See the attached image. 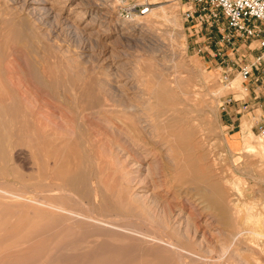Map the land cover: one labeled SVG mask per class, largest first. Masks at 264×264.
<instances>
[{"label":"rangeland","instance_id":"374dc122","mask_svg":"<svg viewBox=\"0 0 264 264\" xmlns=\"http://www.w3.org/2000/svg\"><path fill=\"white\" fill-rule=\"evenodd\" d=\"M185 7L186 5L178 0H0V174L2 175H0V185L21 189L24 193L23 200L9 201L0 198V260L7 259L10 262L9 257L17 258V261L9 264H165L166 261V264H264L263 237L245 232L240 237L239 246L245 248L248 244L247 247L250 250L240 248L233 251L231 249L223 255L222 245L225 241L222 243L220 235L214 230L218 227L217 229L224 230L226 234L235 229L264 231V208L261 209V206L264 207V151L260 149L252 154L235 152L239 148L241 150L244 139L251 140L252 137V143L257 144L255 141H258L260 137L258 132H252L250 127H246L247 129L245 128L243 132L228 135L222 121L224 111L221 109V104L227 96L241 90L239 63L251 60L259 53V41L255 38L245 40L234 37L227 43L222 39L227 32L225 29L227 22L223 16L220 15L217 24L209 19L205 23H200L198 20L189 22L185 21L182 15ZM136 16L142 18L148 16L151 22L138 23ZM206 18L207 16L204 17ZM170 73L176 74L177 78L192 74L194 80L197 78L195 81L202 94L196 105L191 106L192 114L188 113L193 120V136L201 144L199 143L194 149L195 152L184 151L183 162L190 166L193 161L194 166L200 163L208 174L209 180H220L226 196L232 191L240 207L237 212V222H240L236 227L232 224L222 226L217 221H212L208 210L200 212L201 208L204 209L200 203L203 198L197 193V189L201 186L211 187V185L201 182L198 176L195 177L196 173L199 174L198 167L189 166L183 170L184 172L181 170L177 174L180 175L188 170L195 179L188 184L179 183L177 185L179 187L172 192L174 197L169 196L164 190L169 175L167 176L163 167V161H170V152H164L166 147L163 146L160 157L154 158L148 150L151 148V142L159 140L163 131L154 126L157 121L155 113L160 107L159 100L168 98L161 88L160 78L155 74L159 76ZM226 74L227 80H224L223 76ZM39 75L41 77H38ZM66 100H78L77 104L80 103V106L76 109ZM81 100H95V104H102L101 110L104 113L96 107L95 116L86 115L85 102ZM30 109L34 111V117L39 119L40 124L35 125L36 129L31 130L33 139L31 144L26 143L28 147L25 143L14 145L17 135L15 132L10 133L9 130L20 128L15 122L16 116H18L16 121L20 122L23 117L28 122L27 111ZM134 112H136L135 117L131 114ZM115 115L122 119L125 117L126 122H128L127 117H130L135 124L138 120V125L142 129L139 133L141 141L135 137L136 131L129 126L123 127L121 123L113 122ZM51 120L56 122L53 121L51 124ZM243 122L253 125L254 121L247 119ZM92 126H94L93 129ZM244 131L246 135H243ZM34 133L37 135L34 136ZM42 133H51L50 135L55 139L56 137L61 139L58 141L56 139L55 146L58 144L57 150L60 153L57 151L55 157L51 156L48 159L49 153L46 154L44 151L46 145L40 143ZM260 139L264 142V138ZM99 140L101 142L97 143ZM21 142L20 140L18 143ZM60 142L63 145H60ZM176 143L181 146L180 149L184 148L181 140L177 139ZM74 149L77 150L76 153ZM198 151L200 153H197ZM82 154H88V160L85 158L86 155ZM196 154L202 155V159L196 160ZM90 158L94 160L91 161L92 163ZM58 161L63 163H60L63 167L59 166ZM156 162L157 168L153 164ZM77 165H80L81 171L85 172H80ZM65 167L68 168L65 169ZM92 168L94 171L91 170V173L89 170ZM96 169L100 172L97 173ZM65 171L70 173L71 178H67ZM82 175L84 181L80 182L79 176ZM90 178L96 184L101 179L104 181L97 185L96 197L101 198H97L94 202L93 193H90L86 186ZM103 183L108 186H104ZM127 190L131 191L126 192ZM100 191L107 197H103ZM78 195L81 197L82 205ZM151 195H154L158 203L154 198L152 199ZM131 196L135 199L132 198V200ZM185 197L189 198V203H186ZM103 198L106 200L103 201ZM72 199H77L79 202ZM134 200H138L140 205ZM41 201L63 205L66 210L71 209L83 214H91L93 211L91 215L95 221L84 218L70 219L71 222L66 219V221L64 213L50 211L42 206ZM75 201L77 204L74 205ZM168 202L172 207L170 206L168 214L166 211L160 216L156 204L166 207L165 204ZM101 203L105 209L106 206L111 208L106 209L105 212ZM255 203L258 206L253 205ZM149 211L153 213H149L152 216L147 215ZM96 212L99 214L97 215ZM174 213H176L175 217ZM228 213L230 214L231 211ZM100 215L101 217H98ZM167 217L168 219H165ZM100 219L108 223L105 224V221L99 223ZM142 220L156 222L159 226L155 225L153 229H150L142 223ZM161 225L166 231L162 230ZM185 227L188 229L184 231ZM154 232L162 236L160 239H163L162 242L150 238L155 234ZM206 232H210L209 235ZM169 240L175 245H169ZM26 248L27 250H24ZM215 253L218 255L216 256Z\"/></svg>","mask_w":264,"mask_h":264},{"label":"bare ground","instance_id":"6f19581e","mask_svg":"<svg viewBox=\"0 0 264 264\" xmlns=\"http://www.w3.org/2000/svg\"><path fill=\"white\" fill-rule=\"evenodd\" d=\"M44 1V0H43ZM77 6V5H76ZM148 11V10H147ZM145 15V14H144ZM158 16V15H157ZM132 18V17H131ZM136 18V21H138V23L140 22V23H142V22H151L150 21V19L148 18V16L147 17H144V18H142V17H140V16H136L135 17ZM144 19V20H143ZM144 22V23H145ZM148 24V23H147ZM137 25H139V24H137ZM138 27V26H137ZM15 30V29H14ZM18 30V29H17ZM161 63V62H160ZM153 64V63H152ZM39 68V67H38ZM45 68V67H44ZM147 68V67H146ZM53 69V68H52ZM45 70V69H44ZM153 70V69H152ZM161 70V69H160ZM6 71V70H5ZM9 71V70H8ZM154 73H156L155 71H154ZM157 74H159V73H157ZM157 74H155V76H157V77H159L160 78V85H161V88H162V90L165 92V94H166V96L168 97L167 98V100H159L160 99V97L158 96V100L160 101V103H159V108H158V110H157V112L155 113V114H157V121H156V123L154 124V126L155 127H158V128H161L163 131H162V133H161V135H160V139L159 140H156V141H153V142H151V148H149V150H148V152H149V154L151 153V155H152V157H154V158H158V157H160V150H162L163 149V146L164 147H166V150H164V152L165 151H167V153L168 152H170L169 153V157H170V161L168 162L167 160L166 161H163L164 163H163V167L165 168V170H166V172H167V176L169 175V179H168V181H166L167 182V184L165 185V188L166 189H164L165 190V192L169 195V196H171V197H174V194L172 193V192H174V190L175 189H177L176 187H179V186H177V185H179V183H181V184H183V183H190L193 179H195L194 178V175H192L191 174V172L190 173H188V170L185 172V173H182V174H180V175H177L178 173H180L181 172V170L183 171V170H185V168H187V167H189L190 166V164L188 165L187 163H185V162H183V157H182V153L185 151V152H189V151H193V152H195L194 151V149H196L197 147H198V145H199V141H198V139H196L194 136H193V133H192V131H193V120L192 119H190V115H188V113L190 114L191 112H192V108H191V106H194V105H196V103L199 101L198 99L202 96V94L200 93L201 91H200V88H198L197 87V82L195 81V80H197V78L194 80L193 79V76H192V74H185V77L184 76H182V77H180V78H177V75L176 74H172V73H170V74H160L159 76L157 75ZM9 78H10V76H8ZM38 77H41L40 75L38 76ZM55 77V76H54ZM54 77H52V78H54ZM51 78V79H52ZM48 79V78H47ZM46 79V80H47ZM62 79V78H61ZM36 80V79H35ZM54 80H55V78H54ZM49 81V80H48ZM39 82V81H38ZM43 82V81H42ZM59 82H60V80H59ZM199 82V81H198ZM12 83V82H11ZM93 83V82H92ZM200 83V82H199ZM59 84V83H58ZM61 84V83H60ZM59 84V85H60ZM98 84V83H97ZM12 85H13V83H12ZM201 85H202V81H201ZM15 86V85H14ZM50 86H51V84H50ZM55 87V86H54ZM90 87V86H89ZM85 88H87V87H85ZM54 89V88H53ZM92 89V88H91ZM94 89H95V87H94ZM85 90V89H84ZM86 91V90H85ZM7 93V92H6ZM54 93V92H53ZM91 93V92H90ZM93 93V92H92ZM103 93V92H102ZM22 94V93H21ZM89 94V93H88ZM81 95V94H80ZM99 95V94H98ZM22 97H23V95H21ZM19 97V96H18ZM29 98V97H28ZM12 99V98H11ZM29 102H30V100H28ZM68 103H70V104H72V105H74L73 107L74 108H78V106H80L79 104H77L79 101L78 100H66ZM65 101V102H66ZM83 103L85 102V107H84V109L86 110V115H94L95 116V108L98 110V109H103L102 108V104H95V100H81ZM101 101V100H100ZM103 101V100H102ZM4 102V101H3ZM24 102V101H23ZM108 103V102H107ZM138 103V102H137ZM8 104V103H7ZM130 104V103H129ZM128 104V105H129ZM190 104H193V105H190ZM2 105V104H1ZM17 105V104H16ZM31 105V104H30ZM81 105H82V103H81ZM104 105H105V103H104ZM112 105V104H111ZM140 105H142V104H140ZM144 105V104H143ZM32 106V105H31ZM34 107H35V105H33ZM32 106V107H33ZM71 106V105H70ZM127 106V105H126ZM1 107V106H0ZM111 107V106H110ZM79 108H81V107H79ZM106 106H105V110H106ZM34 109V108H33ZM75 109V110H76ZM110 109V108H109ZM144 109V108H143ZM194 109V108H193ZM25 110V109H24ZM82 110V109H81ZM114 110V109H113ZM9 111V110H8ZM29 111V110H28ZM27 111V113H29L28 114V116H29V119H28V122H26L25 121V119L22 117V120H20V122H18V121H16L17 120V118H18V116H16L17 118L15 119V122H17L18 124H19V126H20V128H15V130H9V132L10 133H13V132H15V134L17 135L16 136V142L15 143H13L14 145H24V143H25V145H26V143H28V144H31V139H33V134H32V131L31 130H33V128L34 129H36V126L35 125H39L40 124V121H39V119L37 120V118H35L34 117V115H35V113H34V111L32 112V109H30V111L28 112ZM36 111V110H35ZM70 111H71V109H70ZM73 111H74V109H73ZM77 111V110H76ZM194 111V110H193ZM78 112V111H77ZM81 113H82V111H80ZM98 112V111H97ZM101 112H102V110H101ZM107 112V111H106ZM23 113H24V111H23ZM74 113V112H73ZM102 113H104V112H102ZM4 114V113H3ZM18 114V113H17ZM37 114H38V110H37ZM75 114V113H74ZM134 117H135V114H136V112H134V113H131ZM139 114V113H138ZM145 114V113H144ZM192 114V113H191ZM43 115V114H42ZM77 115H79V113L77 114ZM44 116V115H43ZM52 116V115H51ZM69 116V115H68ZM71 116V115H70ZM75 116H76V114H75ZM74 116V117H75ZM193 116V115H192ZM24 117H25V115H24ZM77 117V119L79 120V118H78V116H76ZM83 117V116H82ZM93 117V116H92ZM113 117V116H112ZM137 117V116H136ZM148 117V116H147ZM146 117V118H147ZM1 118V117H0ZM52 118V117H51ZM145 118V119H146ZM75 119V118H74ZM90 119H92V118H90ZM126 118L124 117V119H122L121 117H119V116H114L113 117V119H112V121L114 122H119V123H121V125H123V127H124V125H126V126H129V128H131V129H133V131H136L135 132V137L138 139V140H140L141 141V136L139 135V133H140V131H142V129H141V127L138 125V120H136V124L133 122V120H132V118H130V117H127V119H128V122H126V120H125ZM143 119V118H142ZM195 119V118H194ZM1 120V119H0ZM9 120V119H8ZM11 120V119H10ZM46 120V119H45ZM196 120V119H195ZM47 121V120H46ZM45 121V122H46ZM53 121H55V120H51V124H53ZM59 121V120H58ZM70 121V120H69ZM72 121V120H71ZM70 121V122H71ZM74 121V120H73ZM72 121V122H73ZM86 121V120H85ZM93 121H94V119H93ZM30 122V123H29ZM56 122V121H55ZM54 122V123H55ZM108 122V121H107ZM107 122L105 123V124H107ZM10 123V122H9ZM29 123V124H28ZM59 123V125H61L60 124V122H58ZM58 123H56V124H58ZM61 123H63V121L61 122ZM77 123V122H76ZM93 123V122H92ZM96 123H97V121H96ZM100 123V122H99ZM109 123V122H108ZM42 124V123H41ZM44 124V123H43ZM46 124V123H45ZM48 124V123H47ZM73 123H71V125H72ZM79 124V123H78ZM15 125H16V123H15ZM55 125V124H54ZM94 125V124H93ZM63 126V125H62ZM82 126H84V125H82ZM96 126V125H95ZM104 126V125H103ZM105 126H107V125H105ZM160 126V127H159ZM40 127V126H39ZM57 127H58V125H57ZM70 127V126H69ZM74 127V126H73ZM98 127V126H97ZM198 127V126H197ZM248 128V127H250V124L248 123V122H243V125H242V131L241 132H243V130L245 129V128ZM61 128V127H60ZM70 128H72V126L70 127ZM94 128V126H92V129ZM105 128V127H104ZM109 128V127H108ZM246 128V129H247ZM43 129V128H42ZM96 129V128H95ZM106 129V128H105ZM110 129V128H109ZM48 130V129H47ZM47 130L45 131V132H47ZM51 130H53V129H51ZM65 130V129H64ZM68 130H69V128H68ZM86 130V129H85ZM89 130H91V129H89ZM97 130V129H96ZM201 130V129H200ZM3 131V130H2ZM66 131V130H65ZM102 131H103V128H102ZM51 132V131H50ZM60 132V131H59ZM84 132V131H83ZM87 132V131H86ZM112 132V131H111ZM4 133V132H3ZM58 133V132H57ZM65 133V132H64ZM110 133V132H109ZM118 133V132H117ZM116 133V134H117ZM149 133V132H148ZM51 134V133H50ZM50 134H43L42 133V136H41V139L42 140H40V136H39V140L41 141L40 143H43V144H45L46 146L44 147V151L46 152V154H48L49 153V157H48V159L49 158H51V156L53 157H55V155L57 154V145L58 144H56V146H55V142H56V139H57V137H56V139H55V137H52ZM58 134H60V133H58ZM78 134V133H77ZM85 134V133H84ZM142 134V133H141ZM37 134H35L34 133V136H36ZM57 135V134H56ZM86 135V134H85ZM90 135H92V134H90ZM93 135H94V133H93ZM108 135H110V134H108ZM120 135V134H119ZM144 135V134H143ZM243 135H246V133H245V131H244V133H243ZM64 136V135H63ZM82 136V135H81ZM89 136V135H88ZM97 136V135H96ZM199 136H201V135H199ZM8 137V136H7ZM70 137V136H69ZM68 137V138H69ZM95 137V136H94ZM148 136H146V138H147ZM36 138V137H35ZM62 138V137H61ZM67 137H65V139H66ZM84 138V137H83ZM82 138V139H83ZM97 138H98V136H97ZM143 138V137H142ZM152 138V137H151ZM151 138H149V139H151ZM59 140H61L60 138H58ZM58 139H57V141H58ZM85 139H88V138H85ZM177 139H179V140H181L182 141V144H183V146H184V148H181L180 149V147L181 146H179L177 143H176V141H177ZM258 139V138H257ZM22 141L21 143H18L19 141ZM35 140H38V139H35ZM35 140H34V142H35ZM39 140H38V142H39ZM92 140H95V139H92ZM122 140V139H121ZM153 140V139H152ZM251 140H252V137H251ZM250 140V138L249 139H244V141H243V147L241 148V150H240V148H239V150L237 149V150H235V152H237V153H242V154H252V152H254V151H257V150H260V149H262L263 151H264V142L259 138V140L258 141H255V142H257V144H253L252 143V141ZM254 140V139H253ZM255 140H256V138H255ZM9 142L11 141V137H10V140H8ZM62 141H64V139L62 140ZM61 141V142H62ZM66 141H67V139H66ZM96 141V140H95ZM98 141V140H97ZM111 141V140H110ZM116 141V140H115ZM119 141V140H118ZM143 141V140H142ZM149 141V140H148ZM33 142V143H34ZM60 142V145L62 144ZM78 142V141H77ZM81 142V141H80ZM91 142V141H90ZM93 142V141H92ZM91 142V143H92ZM101 141L99 140V142H97V143H100ZM146 142V141H145ZM54 143V144H53ZM57 143V142H56ZM59 143V142H58ZM67 143H69V142H67ZM89 143V142H88ZM94 143V142H93ZM107 143H109V142H107ZM42 144V145H43ZM65 144V143H64ZM77 144V143H76ZM96 144V143H95ZM101 144H103V142L101 143ZM123 144V143H122ZM201 144V143H200ZM41 145V147H43ZM63 145V144H62ZM94 145V144H93ZM111 145H112V143H111ZM111 145H110V147H111ZM115 145V144H114ZM119 145V144H118ZM117 145V146H118ZM27 146V145H26ZM29 146V145H28ZM27 146V147H28ZM34 146V145H33ZM32 146V147H33ZM65 146V145H64ZM102 146H104V145H102ZM116 146V145H115ZM66 147V146H65ZM81 147V146H80ZM91 147H92V145H91ZM99 147H100V144H99ZM108 147V146H107ZM133 147V146H132ZM30 148V147H29ZM28 148V149H29ZM39 148V147H38ZM60 148V147H59ZM63 148V147H62ZM61 148V149H62ZM68 148V147H67ZM104 148H106L105 146H104ZM112 148V147H111ZM120 148V147H119ZM21 149V148H20ZM60 149V150H61ZM65 149V148H64ZM77 149H78V147H77ZM80 149V148H79ZM85 149H87L86 147H85ZM97 149H98V146H97ZM96 149V150H97ZM67 150V149H66ZM69 150H71L72 151V149H69ZM75 150V149H74ZM83 150V149H82ZM87 150H89V149H87ZM86 150V151H87ZM92 150V149H91ZM95 150V151H96ZM116 150V149H115ZM64 151V150H63ZM63 151H61V152H63ZM84 151V150H83ZM82 151V152H83ZM93 151V150H92ZM123 151V150H122ZM178 153H177V152ZM197 151V150H196ZM201 151V150H200ZM59 152V151H58ZM65 152V151H64ZM63 152V153H64ZM68 152V151H67ZM67 152L65 153V154H67ZM70 152V151H69ZM68 152V153H69ZM77 152V150H75V153ZM79 152H80V150H79ZM116 152V151H115ZM17 153H18V151H17ZM43 153V152H42ZM60 153V152H59ZM62 153V154H63ZM72 153V152H71ZM94 153V152H93ZM97 153V152H96ZM113 153H114V151H113ZM120 153V152H119ZM122 153V152H121ZM129 153V152H128ZM197 153H200L199 151L197 152ZM208 153V152H207ZM206 153V154H207ZM32 154V153H31ZM36 154V153H35ZM39 154H40V152H39ZM92 154V153H91ZM98 154H99V152H98ZM101 154V153H100ZM179 154V155H178ZM42 155V154H41ZM64 155V154H63ZM70 155V154H69ZM73 155V154H72ZM80 155V154H79ZM83 155V154H82ZM84 155H86V154H84ZM83 155V156H84ZM88 155V154H87ZM87 155H86V160H88V158H87ZM93 155V154H92ZM96 155V154H95ZM189 155V154H188ZM197 155V154H196ZM195 155V156H196ZM32 156V155H31ZM37 156V155H36ZM58 156V155H57ZM61 155L59 154V157H60ZM90 156V155H89ZM101 156V155H100ZM103 156V155H102ZM4 157V156H3ZM43 157V156H42ZM45 157V156H44ZM75 157V156H74ZM77 157H79L78 156V154H77ZM96 157V156H95ZM97 157H98V155H97ZM105 157V156H104ZM103 157V158H104ZM185 157V156H184ZM62 158V157H61ZM63 158H66V157H63ZM62 158V159H63ZM70 158V157H69ZM72 158V157H71ZM84 158V157H83ZM93 158H94V156H93ZM186 158H187V156H186ZM194 158V157H193ZM192 158V159H193ZM202 159V155L200 156V155H197L196 156V160L198 159ZM43 158H41V160H42ZM95 159V158H94ZM107 159V158H106ZM160 159V158H159ZM158 159V160H159ZM163 159H164V157H163ZM167 159V158H166ZM190 159V158H189ZM40 160V159H39ZM53 160H54V162H55V159L53 158ZM102 160V159H101ZM208 160H209V158H208ZM1 161V160H0ZM17 161H19V160H17ZM63 163H64V161L63 160H61ZM91 161H94V160H91V158H90V162ZM98 161H99V159H98ZM98 161H97V163H98ZM109 161V160H108ZM191 161H193V160H191ZM190 161V162H191ZM212 161V160H211ZM3 162H4V159H3ZM27 162V161H26ZM59 162V166H61L63 163L62 162H60V161H58ZM71 162V161H70ZM87 162V161H86ZM101 162V161H100ZM102 162H104V161H102ZM105 162H107V161H105ZM157 162H159V161H157ZM157 162L156 163H153L154 165H156L157 164ZM187 162V161H186ZM189 162V163H190ZM194 162V161H193ZM193 162H191L192 164H191V166L193 167L194 166V164H193ZM206 162H208L207 160H206ZM2 163V162H1ZM24 163V162H23ZM60 163H62V164H60ZM72 163V162H71ZM71 163H70V165H71ZM73 163H75V162H73ZM77 163V162H76ZM84 163V162H83ZM88 163V162H87ZM92 163V162H91ZM94 163V162H93ZM108 163V162H107ZM109 163H110V161H109ZM26 164V163H25ZM52 164V163H51ZM89 164V163H88ZM96 164V163H95ZM94 164V165H95ZM27 165V164H26ZM56 165H57V163H56ZM81 165V164H80ZM79 165V166H80ZM85 165V164H84ZM93 165V164H92ZM99 165V164H98ZM97 165V166H98ZM104 165V164H103ZM153 165V166H154ZM196 165H198V166H194V167H198L197 169V171H198V173L199 174H195V177H197L198 176V178L201 180V182H205V183H209L210 185H211V187H209V186H201V187H198V189H197V193L203 198L201 201H200V203H202L201 205L204 207V209H200V212H201V210H208V211H210V215H207V216H210V218L212 219V221H217L218 223H220L219 225H221L222 224V226H224L225 224H227L228 226L229 225H231L232 224V226H234V227H236V225L240 222H237L238 221V218H237V212H239V201L237 200V198L235 197V196H233V194L231 193V192H229V191H227V192H229L230 194H228V196H226L225 195V192H224V188L222 187V185L220 184V180H209V177H208V174H206V172H205V169H203V167H202V165L200 164V163H198V164H196ZM2 166V165H1ZM6 166H7V164H6ZM74 166V165H73ZM78 166V165H77ZM78 166V167H79ZM86 166V165H85ZM91 166V165H90ZM96 166V165H95ZM106 166V165H105ZM142 166V165H141ZM190 166V167H191ZM62 167H63V165H62ZM61 167V168H62ZM77 167V168H78ZM82 167V166H81ZM93 167V166H92ZM1 168V167H0ZM45 168V167H44ZM60 168V169H61ZM68 168V167H67ZM66 167H65V169H67ZM73 168H75V167H73ZM72 168V169H73ZM80 168V167H79ZM84 168V167H83ZM95 168V167H94ZM97 168V167H96ZM105 168V167H104ZM146 168H147V166H146ZM156 168H157V165H156ZM155 168V169H156ZM59 169V170H60ZM70 169V168H69ZM87 169V168H86ZM101 169H102V167L100 168V171H101ZM151 169V168H150ZM191 169V168H190ZM210 168H208V170H209ZM5 170V169H4ZM11 170V169H10ZM56 170V169H55ZM62 170H63V168H62ZM75 170V169H74ZM74 170H72V172L74 171ZM83 170H85V169H83ZM88 170V169H87ZM91 170H93V168L92 169H90L89 171L91 172ZM196 170V169H195ZM45 171H46V169H45ZM57 171V170H56ZM69 171V170H68ZM94 171V170H93ZM96 171H97V169H96ZM100 171H97V173H99ZM105 171V170H104ZM148 171V170H147ZM156 171V170H155ZM158 171V170H157ZM156 171V172H157ZM60 171H58V173H59ZM66 172V171H65ZM65 172L63 173V174H65ZM69 172H71V171H69ZM69 172H66L67 174H65L66 176H67V178L69 177V178H71L70 177V173ZM76 172V171H75ZM80 172H85V171H81V168H80ZM88 172V171H87ZM103 172V171H102ZM101 172V173H102ZM137 172V171H136ZM160 172V171H159ZM184 172V171H183ZM196 172V171H195ZM1 173V172H0ZM61 173V172H60ZM92 173V172H91ZM96 173V172H95ZM96 173V174H97ZM103 173H105V172H103ZM45 174V173H44ZM74 174V173H73ZM72 174V175H73ZM83 174V173H82ZM88 174V173H87ZM106 174V173H105ZM176 174V175H175ZM1 175V174H0ZM47 175V174H46ZM60 175V174H59ZM59 175H57V176H59ZM79 175V174H78ZM89 175H90V173H89ZM92 175V174H91ZM95 175V174H94ZM94 175L92 176V177H94ZM98 175V174H97ZM165 175H166V173H165ZM2 176V175H1ZM98 176H100V174L98 175ZM156 176V175H155ZM158 176V175H157ZM166 176V177H167ZM63 178H66V177H64V176H62ZM79 177H81V180H80V182L81 181H84V177H83V175L82 176H79ZM85 177H86V173H85ZM96 177V176H95ZM101 177H102V175H101ZM159 177V176H158ZM161 177H164V176H161ZM55 178V177H54ZM74 178V177H73ZM73 178H72V181H73ZM119 178V177H118ZM9 179V178H8ZM61 179V178H60ZM59 179V180H60ZM148 179V178H147ZM151 179V178H150ZM153 179V178H152ZM160 179V178H159ZM221 179V178H220ZM63 180V179H62ZM65 180V179H64ZM76 180V179H75ZM79 180V179H78ZM86 180V179H85ZM89 180V179H88ZM87 180V181H88ZM100 180V179H99ZM102 180V179H101ZM100 180V182H98V184L99 183H102V182H104V181H101ZM3 181V180H2ZM86 181V182H87ZM147 181V180H146ZM148 181H150V180H148ZM153 181V180H152ZM161 181V180H160ZM209 181V182H208ZM67 181H65V183H66ZM77 182H79V181H77ZM140 182V181H139ZM156 182H157V179H156ZM193 182V181H192ZM1 183V182H0ZM15 183V182H14ZM18 184H19V182H17ZM67 183H69V182H67ZM72 183V182H71ZM85 183V182H84ZM84 183H83V185H84ZM155 183V182H154ZM223 183V182H222ZM230 183H235L234 181H230ZM21 184V183H20ZM19 184V185H20ZM78 184V183H77ZM86 184V183H85ZM88 185H86L87 186V188H88V191L91 193H93L92 195V200H93V202L94 201H97V198H101V197H96V193H97V189H98V187H97V185L98 184H96L94 181H93V179H91L90 178V180L88 181V183H87ZM104 184V183H103ZM152 184V183H151ZM150 184V185H151ZM223 184H225V183H223ZM236 184V183H235ZM65 185V184H64ZM69 185H70V183H69ZM72 185V184H71ZM82 185V186H83ZM106 184H104V186H105ZM146 185V184H145ZM227 185V184H226ZM225 185V186H226ZM100 186V185H99ZM101 186H102V184H101ZM106 186H108V185H106ZM129 186V185H128ZM132 186V185H131ZM81 187V186H80ZM147 187V186H146ZM157 187H159V185L157 186ZM160 187H161V185H160ZM70 188H71V186H70ZM75 188H76V186H75ZM117 188V187H116ZM132 188V187H131ZM130 188V189H131ZM227 188V187H226ZM231 188V187H230ZM233 188H234V185H233ZM85 189V188H84ZM100 189V188H99ZM128 189V188H127ZM153 189H154V187H153ZM153 189H151V190H153ZM157 189V188H156ZM185 189H186V187H185ZM229 189V188H228ZM234 189H236V188H234ZM233 189V190H234ZM71 190H73V189H71ZM82 190V189H81ZM87 190V189H86ZM105 190V189H104ZM191 190V189H190ZM231 190H232V188H231ZM50 191V190H49ZM66 191V190H65ZM68 191H70V190H68ZM79 192H80V190H78ZM78 191H76V192H78ZM85 191V190H84ZM103 191V190H102ZM108 191V190H107ZM131 191V190H130ZM130 191H126V192H130ZM140 191V190H139ZM226 191V190H225ZM235 191V190H234ZM82 192H83V190H82ZM87 192V191H86ZM101 192V191H100ZM104 192V191H103ZM106 192V191H105ZM109 192V191H108ZM113 192H115V190L113 191ZM116 192H117V190H116ZM133 192V191H132ZM178 192V191H177ZM177 192H175V193H177ZM39 194H40V192H38ZM43 193V192H42ZM73 193V192H72ZM88 193V192H87ZM102 193V192H101ZM140 193V192H139ZM143 192H141V194H142ZM145 193V192H144ZM148 192H146V194H147ZM150 193H151V191H150ZM235 193H237L238 194V192H235ZM76 194H78V193H76ZM76 194H75V197H77L76 196ZM99 194V193H98ZM103 194L104 193H102V196H103ZM106 194H107V192H106ZM114 194V196H116L115 195V193H113ZM140 194V195H141ZM74 195V194H73ZM81 195H83V194H81ZM87 195V194H86ZM118 195H119V192H118ZM130 195V194H129ZM138 195V194H137ZM144 195V194H143ZM148 195V194H147ZM177 195V194H176ZM179 195H180V192H179ZM23 196H24V193H23V191L21 190V189H14V188H8V187H4V186H2V185H0V198L1 199H6V200H9V201H17V200H23ZM79 196V195H78ZM105 196V195H104ZM103 196V197H104ZM108 196H109V194H108ZM124 196H126L125 194H124ZM133 196H135L134 194H133ZM133 196H131L130 198L132 199L133 198ZM152 196V195H151ZM195 196H197V195H195ZM69 197H70V194H69ZM72 197V196H71ZM80 197V196H79ZM87 197V196H86ZM105 197H107V196H105ZM118 197V196H117ZM188 197H189V195H188ZM188 197H185L184 199H185V201H187L186 203H189L190 201H189V198ZM78 198V197H77ZM88 198H90L89 197V195H88ZM88 198H87V200H88ZM109 198H111V196L109 197ZM113 198V197H112ZM125 198V197H124ZM135 198H137L136 196H135ZM135 198H133V199H135ZM154 198V195L152 196V199ZM70 199V198H69ZM82 199H83V197H82ZM127 199V198H126ZM132 199V200H133ZM139 199V198H138ZM155 199V198H154ZM172 199V198H171ZM191 199H193V198H191ZM37 200V199H36ZM39 200V199H38ZM72 200H76L77 201V199H72ZM81 200V197H80V199H79V201ZM102 200V199H101ZM106 200V199H105ZM104 200V198H103V201H105ZM111 200H114V199H111ZM110 200V201H111ZM118 200V199H117ZM121 200V199H120ZM147 200V199H146ZM145 200V201H146ZM196 200H197V198H196ZM200 200V199H199ZM71 201V200H70ZM70 201H69V203H70ZM76 201H75V203H74V205L75 204H77L76 203ZM79 201H77V202H79ZM86 201V200H85ZM150 201V200H149ZM155 201H156V199H155ZM170 201V200H169ZM81 202V201H80ZM92 202V203H93ZM100 202V201H99ZM98 202V203H99ZM107 202H108V199H107ZM134 202H137L138 203V200L136 201V200H134ZM152 202V201H151ZM157 202V201H156ZM162 202V201H161ZM66 203V202H65ZM89 203H91V202H89ZM103 203V202H102ZM102 203H101V206H102ZM106 202H104V204H105ZM116 203H118V202H116ZM158 203V202H157ZM199 203V204H200ZM41 204H42V206L43 207H45V208H47V209H50V211H55L54 213H64L66 216H64V219L66 220V219H68V220H70V219H72V220H74V219H76V218H78V219H82V218H84V219H88L89 221H95V218L91 215L92 213H93V211H91L92 213L90 214V213H86V214H83V213H81V212H77V211H74V210H71V209H67L66 210V208L63 206V205H58V204H51V203H48V202H42L41 201ZM72 204V203H71ZM85 204V203H84ZM110 205H111V203H109ZM139 204V203H138ZM149 204H152V203H149ZM173 204V203H172ZM181 204H182V202H181ZM198 204V205H199ZM81 205H82V202H81ZM93 205V204H92ZM98 205V204H97ZM96 205V206H97ZM109 205V206H110ZM140 205V204H139ZM148 205V204H147ZM154 205V204H153ZM165 205H167L166 207L164 206V205H161V204H156V207H157V210H158V212L160 213V216L162 215V214H165L166 213V211H167V214H168V210H169V208H170V206L172 207V205H170V202H168V204H165ZM183 205V204H182ZM253 205H256V203L255 204H253ZM70 206V205H69ZM87 206V205H86ZM95 206V205H94ZM99 206V205H98ZM105 206V205H104ZM114 206H116V205H114ZM114 206H113V208H114ZM251 206V205H250ZM256 206H258V205H256ZM255 206V207H256ZM67 207V206H66ZM78 207V206H77ZM103 207V206H102ZM148 207H150V206H148ZM190 207V206H189ZM199 207V206H198ZM252 207V206H251ZM68 208V207H67ZM72 208V207H71ZM81 208V207H80ZM86 208V207H85ZM84 208V209H85ZM88 208V207H87ZM91 208V207H90ZM100 208V207H99ZM104 208V207H103ZM109 208H111V207H109ZM109 208H107V206H106V209H109ZM116 208V207H115ZM182 208V207H181ZM180 208V209H181ZM188 208V207H187ZM252 208H254V207H252ZM256 208H258V207H256ZM262 208H264V207H262L261 206V209ZM79 209V208H78ZM106 209L104 208V210H105V212H106ZM125 209V208H124ZM152 209V208H151ZM88 210V209H87ZM86 210V211H87ZM101 210V209H100ZM112 210V209H111ZM154 210H156L155 208H154ZM153 210V211H154ZM190 210V209H189ZM197 210V209H196ZM258 210V209H257ZM259 210H260V208H259ZM263 210V209H262ZM125 211V210H124ZM129 211V210H128ZM174 211H176L175 209H174ZM228 211H231V213L229 214L228 213ZM84 212V211H83ZM88 212V211H87ZM98 212V211H97ZM97 212H96V214H97ZM146 212V211H145ZM151 211H149V212H147V215H149V213H150ZM156 212V211H155ZM179 212V211H178ZM178 212H177V214H178ZM207 212V211H206ZM95 213V212H94ZM101 213V212H100ZM111 213V212H110ZM123 213V212H122ZM152 213V212H151ZM158 213V214H159ZM170 213H172V211L170 212ZM190 213V212H189ZM202 213V212H201ZM209 213V212H208ZM259 213H261V212H259ZM99 214V213H98ZM97 214V215H98ZM102 215H103V213H101ZM153 214V213H152ZM166 214V215H167ZM175 215H174V217L176 216V213H174ZM188 214V213H187ZM186 214V215H187ZM192 214V213H191ZM258 214V213H257ZM129 215V214H128ZM151 215V214H150ZM149 215V216H150ZM169 215H171V214H169ZM179 215V214H178ZM261 215H262V213H261ZM152 216V215H151ZM160 216H159V219H161L160 218ZM168 216V215H167ZM183 216H184V214H183ZM182 216V217H183ZM192 216V215H191ZM98 217H101V215L100 216H98ZM169 217V216H168ZM168 217L167 218H165V219H168ZM105 218V217H104ZM149 219H150V217H148ZM157 218V217H156ZM189 218V217H188ZM107 219V218H106ZM136 219V218H135ZM152 219V218H151ZM159 219H158V221H159ZM164 219V220H165ZM169 219H170V217H169ZM172 219V218H171ZM179 219V218H178ZM181 219V218H180ZM185 219H186V217H185ZM184 219V220H185ZM72 220H70L69 222H71ZM116 220V219H115ZM119 220V219H118ZM123 220V219H122ZM198 220V219H197ZM67 221V220H66ZM101 221V222H100ZM103 221H105V220H103V219H100L99 220V223H102ZM126 221V220H125ZM137 221H139V220H137ZM141 221V220H140ZM177 221V220H176ZM179 222L181 221V220H178ZM190 221V220H189ZM112 222H113V220H112ZM135 222V221H134ZM162 222V221H161ZM205 222V221H204ZM204 222H203V224H204ZM217 222L215 223V224H217ZM67 223V222H66ZM87 223V222H86ZM106 223H108V221H105V224ZM114 223V222H113ZM119 223H120V221H119ZM139 223V222H138ZM141 223V222H140ZM142 223L145 225V226H147V227H150V229H153V226H155V225H157V226H159L156 222H152V221H143L142 220ZM85 224V223H84ZM116 224H118L117 223V221H116ZM159 224H161V223H159ZM195 225H196V223H194ZM207 224V223H206ZM210 224V223H209ZM208 224V225H209ZM76 225V224H75ZM75 225H73V226H75ZM174 225V224H173ZM188 225V224H187ZM213 225V224H212ZM115 226V225H114ZM162 226V225H161ZM163 226H164V224H163ZM163 226L161 227L162 228V230H165L164 228H163ZM170 226V225H169ZM186 226V225H185ZM190 226H191V223H190ZM206 226V225H205ZM204 226V227H205ZM80 227V226H79ZM168 227V226H167ZM177 227V226H176ZM175 227V228H176ZM217 227V226H216ZM78 228V227H77ZM100 228V227H99ZM110 228V227H109ZM115 228H117V227H115ZM156 228V227H155ZM160 228V227H159ZM172 228V227H171ZM174 228V227H173ZM183 228V227H182ZM196 230H198V227L196 226ZM209 228V227H208ZM218 228V227H217ZM214 229L215 230V232H217L219 235H220V241H222V243L225 241V243L222 245V251H223V255H225V254H227L228 253V251L229 250H233V251H235V250H237V249H239L240 250V248H244V247H240L239 246V241H240V244H241V240H240V237L242 236V234H244L245 232H247V233H253V235H258V236H261V237H263V239H264V231L263 232H257L256 230H244V229H235V230H233V232L231 231V232H229L228 234H226V233H224L221 229L219 230V229ZM157 229V228H156ZM177 229V228H176ZM186 229H188V227L186 228H184L183 230L185 231ZM161 230V229H160ZM193 230H195V228H193ZM207 230H209V229H207ZM206 230V231H207ZM93 231V230H92ZM98 231V230H97ZM154 231V230H153ZM166 231V230H165ZM172 231V230H171ZM176 231V230H175ZM174 231V232H175ZM204 231V230H203ZM202 231V232H203ZM136 232H137V230H136ZM151 232V231H150ZM169 231H167V233H168ZM212 232V231H211ZM155 233V232H154ZM160 233V232H159ZM182 232H180V234H181ZM196 233V232H195ZM208 235H209V233L208 232H206ZM205 233V234H206ZM164 234H166V233H164ZM192 234V233H191ZM224 234V235H223ZM97 235H98V233H97ZM147 235V234H146ZM184 235V234H183ZM193 235H194V233H193ZM252 235V236H253ZM143 236V235H142ZM147 236H149V234L147 235ZM176 236H177V232H176ZM187 236H189V235H187ZM186 236V237H187ZM212 236V234L210 235V237ZM252 236H251V238H252ZM145 237V236H144ZM153 238L154 240H158V241H161L162 242V240H160L161 238H162V236H159V234H157V233H155V234H153L152 236H150V238ZM191 237H192V235H191ZM209 237V238H210ZM22 238V237H21ZM97 238V237H96ZM102 238V237H101ZM148 238V237H147ZM173 238V237H172ZM194 238H195V235H194ZM203 238V237H202ZM146 239V238H145ZM167 239V238H166ZM166 239H164V240H166ZM184 240H185V238H183ZM204 239V238H203ZM99 240V239H98ZM101 240V239H100ZM149 240H151L152 241V239H149ZM153 240V241H154ZM171 240V239H170ZM169 240V245H175V244H173V242L172 241H170ZM199 240H202V239H199ZM198 240V241H199ZM212 240V239H211ZM253 240V239H252ZM152 241V242H153ZM204 241H205V239H204ZM214 241V240H213ZM208 242H210V241H208ZM163 243H165L164 241H163ZM205 244H206V242H204ZM204 243H203V247H204ZM211 243V242H210ZM213 243V242H212ZM221 243V244H222ZM253 243H254V241H253ZM83 244V243H82ZM95 244V243H94ZM153 244V243H152ZM155 244V243H154ZM168 244V243H167ZM196 244H197V241H196ZM199 244H200V242H199ZM255 244V243H254ZM138 245V244H137ZM142 245V244H141ZM178 245V244H177ZM219 245H220V243H219ZM248 245V244H247ZM247 245L245 246V248H244V250H250V249H248L249 247H247ZM86 246H87V244H86ZM160 246V245H159ZM180 246V245H179ZM242 246V245H241ZM244 246V245H243ZM149 247H151V246H149ZM253 248L255 247V246H252ZM23 248V247H22ZM21 248V249H22ZM91 248V247H90ZM89 248V249H90ZM94 248V247H93ZM161 248H162V246H161ZM160 248V249H161ZM181 248V247H180ZM185 248V247H184ZM184 248H181V249H184ZM4 249V248H3ZM158 249V248H157ZM156 249V250H157ZM175 249H177V248H175ZM205 249V248H204ZM252 249V248H251ZM20 250V249H19ZM19 250H16V251H18L19 252ZM23 250V249H22ZM24 250H27V248L26 249H24ZM63 250V249H62ZM93 250V249H92ZM99 250V249H98ZM211 250V249H210ZM220 250V249H219ZM107 251V250H106ZM184 251V250H183ZM203 251V250H202ZM232 251V252H233ZM22 252V251H21ZM100 252V251H99ZM179 252H180V250H179ZM205 252H206V250H205ZM14 253V252H13ZM187 253V252H186ZM220 253V252H219ZM249 253L251 254V252L249 251ZM253 253H254V251H253ZM17 254V253H16ZM216 254V253H215ZM232 254V253H231ZM11 255H12V253H11ZM180 255V254H179ZM194 255V254H193ZM218 254H216V256H217ZM19 256V255H18ZM181 256V255H180ZM195 256V255H194ZM199 256V255H198ZM197 256V257H198ZM211 256H213V255H211ZM250 256V255H249ZM14 257V256H13ZM183 257V256H182ZM252 257V256H251ZM250 257V258H251ZM160 258V257H159ZM164 258V257H163ZM162 258V259H163ZM207 258V257H206ZM255 258H256V256H255ZM254 258V259H255ZM6 259V258H5ZM9 259H11L10 260V262H8L7 261V259L6 260H0V264H9V263H13L14 261H17V258H10L9 257ZM161 259V260H162ZM177 259H180V258H177ZM198 259V258H197ZM203 259H205V258H203ZM253 259V258H252ZM186 260V259H185ZM7 261V262H6ZM157 261H158V259H157ZM180 261V260H179ZM179 261H177V262H179ZM229 261V260H228ZM204 262H206L205 260H204ZM255 262H256V260H255ZM166 263H167V261H166ZM165 263V264H166ZM182 263V262H181ZM192 263H193V261H192ZM198 263V262H197ZM201 263V262H200ZM209 263V262H208ZM259 263V262H258ZM261 263V262H260ZM174 264V263H173ZM180 264V263H179ZM194 264V263H193ZM207 264V263H206ZM226 264V263H225Z\"/></svg>","mask_w":264,"mask_h":264},{"label":"built area","instance_id":"2783aa9c","mask_svg":"<svg viewBox=\"0 0 264 264\" xmlns=\"http://www.w3.org/2000/svg\"><path fill=\"white\" fill-rule=\"evenodd\" d=\"M186 5L182 11L185 21L198 20L205 23L207 19L218 23L220 15L226 19V35L223 36L227 43L234 37L243 39L255 38L259 41L260 51L251 60L239 63L238 74L241 78L239 93L242 99H235L233 95L227 96L221 104V109L226 111V106L239 103L240 113L247 114L252 110L248 100L249 87L264 92V0H178ZM204 19V17H206ZM227 74L223 76L227 80ZM252 119L251 131H257L260 138H264V110L247 117ZM246 119V120H247Z\"/></svg>","mask_w":264,"mask_h":264},{"label":"crops","instance_id":"0c3cea01","mask_svg":"<svg viewBox=\"0 0 264 264\" xmlns=\"http://www.w3.org/2000/svg\"><path fill=\"white\" fill-rule=\"evenodd\" d=\"M233 96L237 100L242 99L243 95L236 92ZM243 99L248 100L252 107V110L248 111L247 114L240 113V106L237 102L226 106V111H224V115H222V121L228 135L240 133L242 131V123L247 117L264 110V92H260V90L255 89L253 86L249 87L248 97Z\"/></svg>","mask_w":264,"mask_h":264}]
</instances>
